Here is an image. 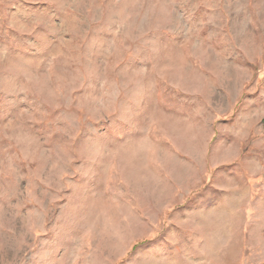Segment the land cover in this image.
Instances as JSON below:
<instances>
[{"label": "rangeland", "instance_id": "1", "mask_svg": "<svg viewBox=\"0 0 264 264\" xmlns=\"http://www.w3.org/2000/svg\"><path fill=\"white\" fill-rule=\"evenodd\" d=\"M0 264H264V0H0Z\"/></svg>", "mask_w": 264, "mask_h": 264}]
</instances>
